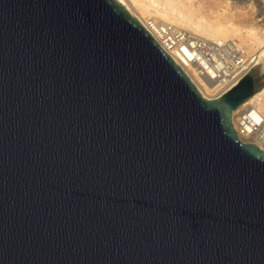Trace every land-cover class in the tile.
Here are the masks:
<instances>
[{"label":"water","instance_id":"water-1","mask_svg":"<svg viewBox=\"0 0 264 264\" xmlns=\"http://www.w3.org/2000/svg\"><path fill=\"white\" fill-rule=\"evenodd\" d=\"M116 0H0V264H264V152Z\"/></svg>","mask_w":264,"mask_h":264},{"label":"built area","instance_id":"built-area-1","mask_svg":"<svg viewBox=\"0 0 264 264\" xmlns=\"http://www.w3.org/2000/svg\"><path fill=\"white\" fill-rule=\"evenodd\" d=\"M150 28L153 33L148 32L168 55L175 54L183 63L189 64L198 77L212 85L221 96L255 66H264V56L250 51L239 41L208 40L167 24L156 27L150 24ZM233 125L239 141L256 145L264 152V95L241 109L235 115Z\"/></svg>","mask_w":264,"mask_h":264},{"label":"bare ground","instance_id":"bare-ground-1","mask_svg":"<svg viewBox=\"0 0 264 264\" xmlns=\"http://www.w3.org/2000/svg\"><path fill=\"white\" fill-rule=\"evenodd\" d=\"M116 1L121 4L147 31L149 30L152 32L150 24L155 27L157 24H167L185 30L196 37L208 40H235L242 43V40L247 39L246 46L250 49L258 50L257 52L261 53V56H264V32L258 30L255 26L249 28H246V26L240 27L226 15L227 12L223 9L217 13L218 15L211 16L214 18L212 20V18H209L210 16H203L199 11L200 9L193 5L191 0ZM224 2L226 3L228 10L231 4H235L230 0H224ZM242 3L244 4V2ZM230 13L234 15L233 12ZM231 14L229 16H231ZM170 55L173 57L175 63L183 69L204 99L214 100L221 97L220 94H216V90L212 88V85L198 77L195 70L191 68L189 64L183 63L175 54L170 53ZM263 95L264 89L249 99L238 110H235L232 119L234 120L235 115L241 109Z\"/></svg>","mask_w":264,"mask_h":264},{"label":"rangeland","instance_id":"rangeland-1","mask_svg":"<svg viewBox=\"0 0 264 264\" xmlns=\"http://www.w3.org/2000/svg\"><path fill=\"white\" fill-rule=\"evenodd\" d=\"M235 4H231L228 7L224 0H191V3L195 5L203 16L208 17L211 19L213 16L218 15L217 13L220 10H225L227 13L226 15L232 19L235 24L239 25L240 27L249 28L251 26H255L258 30L264 32V4L262 0H230ZM244 2V4L242 3ZM247 2V3H246ZM233 12L232 15L230 12ZM231 14V16H229ZM212 16V17H211ZM234 16V17H232ZM214 18H212L213 20ZM247 39L242 40L241 42L246 45ZM250 49V48H249ZM256 52L258 50L254 49ZM250 49V51H254Z\"/></svg>","mask_w":264,"mask_h":264}]
</instances>
